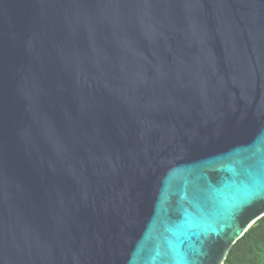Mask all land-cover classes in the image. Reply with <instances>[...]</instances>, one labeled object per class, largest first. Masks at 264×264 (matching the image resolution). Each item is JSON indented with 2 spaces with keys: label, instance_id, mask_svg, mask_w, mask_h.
Returning <instances> with one entry per match:
<instances>
[{
  "label": "water",
  "instance_id": "1",
  "mask_svg": "<svg viewBox=\"0 0 264 264\" xmlns=\"http://www.w3.org/2000/svg\"><path fill=\"white\" fill-rule=\"evenodd\" d=\"M262 217L264 0H0V264H224Z\"/></svg>",
  "mask_w": 264,
  "mask_h": 264
},
{
  "label": "rangeland",
  "instance_id": "2",
  "mask_svg": "<svg viewBox=\"0 0 264 264\" xmlns=\"http://www.w3.org/2000/svg\"><path fill=\"white\" fill-rule=\"evenodd\" d=\"M251 228L255 230L232 250L230 264H264V222L258 220Z\"/></svg>",
  "mask_w": 264,
  "mask_h": 264
},
{
  "label": "trees",
  "instance_id": "3",
  "mask_svg": "<svg viewBox=\"0 0 264 264\" xmlns=\"http://www.w3.org/2000/svg\"><path fill=\"white\" fill-rule=\"evenodd\" d=\"M260 222H264V217H262L261 219H259ZM255 230V228H251V229H248L246 231V233L234 244V246L231 248V250L229 251L228 253V256L225 260V263L224 264H230V257L232 256V250L238 245V243L245 239L247 236H249L253 231Z\"/></svg>",
  "mask_w": 264,
  "mask_h": 264
},
{
  "label": "snow or ice",
  "instance_id": "4",
  "mask_svg": "<svg viewBox=\"0 0 264 264\" xmlns=\"http://www.w3.org/2000/svg\"><path fill=\"white\" fill-rule=\"evenodd\" d=\"M242 231H243L242 228H241V229H238V230L233 234L232 239L235 240V239L240 235V232H242ZM174 264H181V262H180V261H175Z\"/></svg>",
  "mask_w": 264,
  "mask_h": 264
}]
</instances>
